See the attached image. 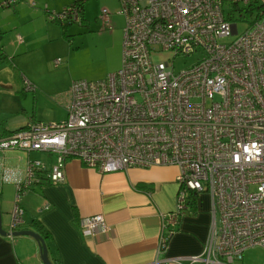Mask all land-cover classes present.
I'll use <instances>...</instances> for the list:
<instances>
[{
    "label": "built area",
    "instance_id": "2783aa9c",
    "mask_svg": "<svg viewBox=\"0 0 264 264\" xmlns=\"http://www.w3.org/2000/svg\"><path fill=\"white\" fill-rule=\"evenodd\" d=\"M118 1L125 18L121 67L102 80L73 81L65 120L31 121L0 136V152H41L51 161H29L8 236L25 224L24 195L36 185L63 184L72 160L100 174L177 166L176 207L162 215L149 264H241L248 250L264 249V0ZM49 16L81 20L76 6ZM101 19L111 26L108 10ZM238 23L247 25L240 34ZM160 51L174 58L155 62ZM196 53V64L175 70L176 57ZM23 79L25 91L35 92ZM203 194L212 218L203 252L164 258L179 220ZM80 227L87 237L110 229L101 214L81 218Z\"/></svg>",
    "mask_w": 264,
    "mask_h": 264
},
{
    "label": "crops",
    "instance_id": "0c3cea01",
    "mask_svg": "<svg viewBox=\"0 0 264 264\" xmlns=\"http://www.w3.org/2000/svg\"><path fill=\"white\" fill-rule=\"evenodd\" d=\"M15 1L13 9L2 7L0 3V44L2 57H6V61L0 63V117L5 116L0 118V136L22 129L31 121L47 123L39 109L45 95L38 91L34 84L36 80L32 76L28 78L15 60L18 56L32 53L41 43V37L23 30V26L37 16L24 15L22 7L25 5ZM44 14L47 19L45 25L36 27L34 35L52 28L49 25L52 21L50 14H46L45 10ZM104 27L112 29V21L110 27ZM23 77L36 87L32 92L35 107L32 109L31 103H28L31 98L25 95L22 110L19 105L12 109L10 104L20 101L16 93L19 90L23 92ZM64 104L62 106L67 116V102ZM8 113L19 114L23 121L21 126L17 128L7 124L5 119ZM52 122L60 120L53 118L48 123ZM21 154H25V157H21ZM0 155L4 158L0 192L2 229L8 232L16 185L25 179L29 161L39 160L48 164L51 161L41 152L4 150ZM17 173L19 176H16ZM65 174L63 184L36 185L21 201L25 210V224L20 230L35 232L37 227L31 225V221L35 220L49 233L48 254L53 264H149L155 259L163 224L162 215L172 212L177 203L180 190L177 166L130 168L100 174L75 159L67 163ZM7 184L14 191L13 200L4 190ZM203 195L196 200L193 210L179 220L177 231L163 254L164 258H187L203 252L212 221L211 205L209 209H204ZM98 214L104 216L109 231L97 237L84 236L80 227L81 218ZM0 264H44L40 243L31 236L9 237L0 234ZM181 264L190 263L183 261Z\"/></svg>",
    "mask_w": 264,
    "mask_h": 264
},
{
    "label": "rangeland",
    "instance_id": "374dc122",
    "mask_svg": "<svg viewBox=\"0 0 264 264\" xmlns=\"http://www.w3.org/2000/svg\"><path fill=\"white\" fill-rule=\"evenodd\" d=\"M6 0H0V3ZM18 3L25 5L24 15L27 17L37 16V18L25 24L23 30L32 36L41 37V43L35 51L18 56V64L25 72L26 76H32L36 81L35 85L39 92L45 95L41 100L39 109L42 116L50 122L51 119L62 121L66 119V112L62 104L68 103L69 89L73 81L87 80L98 81L108 77L115 72L122 63L123 39L125 30V18L119 14L120 5L118 0H86L84 8V19L72 23L68 27V34L71 41L62 37L61 27L55 22L50 21L51 27L48 31L33 33L36 27L45 25V14L58 13L71 5L73 0H17ZM35 4L32 7L31 4ZM14 6V5H13ZM13 6L11 9H13ZM243 7V6H242ZM7 9V8H5ZM103 9L111 13L112 29L105 28L101 19ZM35 14V15H34ZM106 26V25H105ZM247 28L246 24L238 23V33H242ZM48 33V34H47ZM236 36H231L220 40L221 43H231ZM171 52H158L153 56L155 62H167L172 59ZM201 54L196 53L188 56L179 55L174 59L175 70L180 71L198 62ZM61 59L59 66L55 61ZM27 93V94H26ZM18 103H11V108L19 105L21 110L25 104V95L31 99L32 109L35 107L34 93L18 91ZM65 105V104H64ZM37 106V105H36ZM6 114L5 112L1 111ZM6 123L17 128L21 126L22 120L19 114H7ZM0 118H5L2 115ZM1 120V119H0ZM25 157V154H21ZM33 157H37L34 155ZM20 161V160H19ZM4 158L0 155V192H2L1 168ZM16 176H19L17 173ZM6 195L10 200L14 199V191L10 185L4 187ZM207 194L202 196L204 209H209L211 202ZM241 264H264V249L253 248L244 255Z\"/></svg>",
    "mask_w": 264,
    "mask_h": 264
},
{
    "label": "trees",
    "instance_id": "16d2710c",
    "mask_svg": "<svg viewBox=\"0 0 264 264\" xmlns=\"http://www.w3.org/2000/svg\"><path fill=\"white\" fill-rule=\"evenodd\" d=\"M85 2H86V0H73L71 2V5H69L67 7H70V6H74V7L76 6V7H78V11L80 13V18L81 19H84V8H85L84 6H85ZM52 21L55 22L56 24L60 25L62 37L65 40H67V41H71L70 36L68 34V27H69V25H71L74 22L73 21L72 22L71 21L62 22V21L57 20V19L56 20H52ZM5 61H6V57H2V55H1L0 63H3ZM14 131H16V130H14ZM31 225H33L35 228L37 227L36 230H35V232H37V234H39L44 239L45 245L48 248V241L50 240L49 233L46 232L45 230H43L42 227L38 226V223L35 220H32L31 221ZM40 246H41V244H40ZM55 264H58V263H55Z\"/></svg>",
    "mask_w": 264,
    "mask_h": 264
},
{
    "label": "water",
    "instance_id": "95a60500",
    "mask_svg": "<svg viewBox=\"0 0 264 264\" xmlns=\"http://www.w3.org/2000/svg\"><path fill=\"white\" fill-rule=\"evenodd\" d=\"M2 214H1V205H0V234L1 235H8V232L3 231L2 229ZM31 236L35 238L40 244H41V259L44 262V264H53L50 259H49V254H48V248L45 245L44 239L37 234L34 231H28V230H23V231H17L13 233V236Z\"/></svg>",
    "mask_w": 264,
    "mask_h": 264
}]
</instances>
